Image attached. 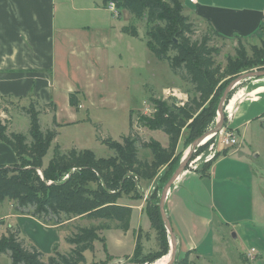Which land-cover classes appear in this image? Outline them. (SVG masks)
<instances>
[{"label":"rangeland","instance_id":"374dc122","mask_svg":"<svg viewBox=\"0 0 264 264\" xmlns=\"http://www.w3.org/2000/svg\"><path fill=\"white\" fill-rule=\"evenodd\" d=\"M186 8L182 10V14L188 16V9ZM101 9L103 11L101 16L105 17L102 16L106 24L105 26H96V28H108L110 30L108 31L110 36L108 56L111 61L118 62L114 64V68L109 71L107 76L105 73L102 74V79L97 84L83 76L80 84L86 80L88 93L87 98H84L83 93L79 94L85 105L84 109L79 110V122L59 128L54 126L52 122V108L50 115H45L47 112H44L32 99L14 100L10 104L5 99H0V116L3 123L9 127V132L29 135V113L31 108L39 113L43 130L55 128L58 131L57 137L44 157L45 166L52 158L56 145H60L64 151L71 148L90 149L98 157L114 155V150L103 144L102 139L111 138L121 141L125 135H128L131 127V112H133L135 135H139L145 141L156 139L163 146H167L169 143L167 134L141 125L139 116L151 115L155 112L151 101L153 98H162L170 103L177 101L178 104L183 105L189 97L194 95V93L187 92L192 86L183 80L181 74H176L167 61L158 59L148 47L147 40L149 38L147 37L145 19L134 22L133 16L123 8L118 9L120 17H117L113 12L105 11L104 8ZM188 18V22L192 23V31L187 32V35L193 40H202L203 37L207 36L209 47L214 50V59L222 67H225L230 59L236 58L238 51L250 56L254 47L261 48L263 45L261 41H255L254 39H222L213 31H209L205 23H201V21L193 19L191 16H188ZM119 22L126 25L135 23L139 30L140 39L126 34L120 36L119 30L116 29ZM171 53L173 54V51ZM120 55H122V58ZM260 69H264V66L253 67L242 73ZM253 80L254 78L244 80L236 85L228 96L226 106L242 87ZM242 102V99L238 100L233 114L235 116L237 110L241 109L240 106L244 105L240 115L243 117H239L235 121L234 116L231 119L226 116L223 123V128L231 129V126H233V129L237 130V144L224 146L220 142L221 134L212 139L210 143V145L217 143V151L222 150L223 153L219 159L212 163L208 170L210 172L211 169H217V163L221 161L218 176H211V170L210 175L208 173L207 176L203 177L204 187L202 188L200 184L201 189H196L200 199L197 205L194 204L195 225H178L177 219H172L171 224L174 234L176 237H181V246L178 249L179 252L174 264H178V260L185 256L191 246L197 249H195V254L190 255L188 264H264V255L259 253V249H263L264 253V118H261L264 117V93H260L254 100L241 104ZM219 119V114H217L215 124L209 129L214 128ZM29 139H31L30 136ZM180 143L177 154L180 155L181 163L183 156L189 153L192 143L187 142V140L184 142V139ZM214 147L212 152L208 150V147L203 153L208 154L209 157L214 153L216 146L214 145ZM198 153L199 151L194 153L192 160ZM139 155L141 158L151 159V153L148 149L140 148ZM16 165L11 164L10 167ZM177 167L171 172V175ZM166 168L163 167L152 180L143 183L140 181L138 190L144 200L160 203L163 188L167 183L163 184L161 180ZM186 168L192 170L190 163ZM199 171L203 172L202 175L208 172L204 169V166H201ZM210 195L215 197L212 208L209 206V199H207ZM125 199V196H123L121 201L125 202ZM13 204L9 200L0 201V219H2L1 221L5 219L4 223H0V237L7 235L8 230L13 227L20 231L21 239H24L26 243H32L28 240L21 225L18 226L16 221L17 219L37 218L16 213ZM146 215L148 216L147 213L141 216L143 227L148 223ZM189 215L191 218L193 217L192 212ZM107 224L110 227L98 231L100 238L95 241L94 250L85 252L87 262H106L104 264L132 262L133 256H129V254L134 251L136 242L130 237V240L133 239V243L128 246L127 244L126 246L119 244V240L123 236L120 233L123 230L122 232L116 231L119 227L117 222L85 216L65 221L63 226L56 229L60 233L61 241L58 251L66 253L70 250L71 245L68 243L67 237L77 232L78 227H100ZM191 227L192 231H190ZM108 229L113 230L109 231ZM146 231L148 232L141 234V241L144 252L149 253L158 249L156 231L152 226ZM217 232L225 234L228 242L227 247L222 244V240L216 237L218 236ZM234 233L236 236H234ZM168 238L170 241L169 233ZM223 247L225 248L223 249ZM252 247L258 249L254 261L246 258ZM42 252L46 260L54 254V249ZM111 252L115 256L112 260L107 257ZM6 255L8 256L9 253L0 254V256ZM121 256L125 257L120 259ZM169 258L170 255L160 264H166ZM153 264H159V262Z\"/></svg>","mask_w":264,"mask_h":264},{"label":"trees","instance_id":"16d2710c","mask_svg":"<svg viewBox=\"0 0 264 264\" xmlns=\"http://www.w3.org/2000/svg\"><path fill=\"white\" fill-rule=\"evenodd\" d=\"M109 1H114L118 9L127 10L134 22L146 20L148 47L158 59L167 61L176 74H181L192 86L187 92L194 95L183 105L153 98L155 112L139 116L141 125L167 134V146L156 139L145 141L135 135L131 112L128 135L121 141L102 139L103 144L114 150V155L98 157L90 149L64 151L56 145L47 166L44 157L58 131L55 128L43 130L39 113L33 108L29 113V135L9 132L0 116V141L10 145L18 158L15 167L0 165V201L13 202L16 213L31 215L59 227L65 221L85 216L117 222L118 228L128 229L132 208L123 205L121 198L142 199L138 190L140 181L152 180L163 167L167 168L161 180L163 184L168 182L173 175L171 172L180 164L177 154L180 142L184 139V142L193 143L215 124L221 97L233 79L245 70L264 66V41L261 48L254 47L250 56L238 51L237 57L230 59L225 67L217 64L207 36L193 40L187 35L192 31V23L182 14L185 8L182 0H105L106 3ZM122 30L140 37L135 23ZM69 96L71 104L78 108L79 95L72 92ZM48 106L56 111L54 103ZM39 107L44 110L46 106ZM53 123L60 126L55 116ZM211 142L212 139L202 144L196 151H199L197 156L208 149ZM140 148L150 150L151 159L141 158ZM220 155L222 152L219 151L213 160ZM213 162L210 160L204 168H210ZM145 211L156 231L158 249L145 253L139 235L132 262L153 264L163 256L169 257L171 247L159 203L148 200ZM108 226L78 227L77 232H71L67 237L70 250L61 253L56 249L46 260L38 247L26 243L21 239L20 231L12 227L7 235L0 237V254L9 253L12 264H104L106 262L102 261L88 263L85 252L94 250L95 241L100 238L98 231ZM193 252L195 250H188L178 264H188ZM107 257L113 259L110 255Z\"/></svg>","mask_w":264,"mask_h":264},{"label":"crops","instance_id":"0c3cea01","mask_svg":"<svg viewBox=\"0 0 264 264\" xmlns=\"http://www.w3.org/2000/svg\"><path fill=\"white\" fill-rule=\"evenodd\" d=\"M108 3L105 0H0V99H5L9 104L14 100L32 99L37 104L46 106L45 115H50L48 104L54 103L56 111L51 115L52 122L55 116L59 128L79 122V110L84 109L85 105L79 96L81 100L78 108L73 106L70 93H83L84 98H87L86 80L80 84L83 76L97 84L102 79V74L107 76L118 62L111 61L108 56L110 30L96 28L106 24L105 17L101 16V8L112 12L108 9ZM184 5L188 9V16L205 23L209 31H213L222 39L264 41V0H184ZM117 26L120 36H131L122 30L126 24L119 22ZM120 56L122 58V55ZM260 93H264V78L254 79L242 87L227 104L226 115L234 116V108L239 99L243 100V104L256 99ZM243 106L237 110L235 121L243 117L240 116ZM186 155L187 153L183 157ZM207 155L202 153L197 156L192 168H198L187 170L171 189L168 196L170 199L166 202V212L171 223L175 218L178 225H195L194 204L197 205L200 199L196 189H201L200 184L204 187L203 177L208 173L210 175L212 170L209 172V168H204L208 171L205 175L199 171L201 166L210 162L206 161ZM17 161V155L10 145L0 141V165H11ZM220 162L217 163L218 168L212 170L211 176H218ZM125 198V202L121 203L132 208L129 228H118L116 231L123 230L119 244L128 246L133 243V239L137 243L138 236L148 232L146 229L151 223L146 215L148 223L143 227L141 219V216L147 213L145 208L148 200ZM207 199L212 208L215 197L210 195ZM190 212L193 213L192 218ZM4 221L5 219L2 223ZM16 223L21 225L28 240L40 250L48 252L58 249L61 241L60 233L56 229H59V226L30 218L17 219ZM217 233L216 237L227 247L225 234ZM130 237L133 239L130 240ZM176 239L179 249L181 237ZM192 247L188 250L197 249ZM262 250L259 249V253L264 255ZM134 251L129 256H133ZM109 255L115 257L112 252ZM122 257L125 256L120 259ZM166 258L158 260L157 263L160 264ZM0 264H12L10 255L0 256Z\"/></svg>","mask_w":264,"mask_h":264},{"label":"water","instance_id":"95a60500","mask_svg":"<svg viewBox=\"0 0 264 264\" xmlns=\"http://www.w3.org/2000/svg\"><path fill=\"white\" fill-rule=\"evenodd\" d=\"M261 77H264V69L244 72L230 82V84L225 89V91L221 97L220 103H219L217 114H219L220 119L217 122L216 126L213 129H211L210 131L201 135L199 138H197L192 143L188 155L183 157L181 163L179 164V166L177 167V169L175 170V172L173 173V175L171 176L169 181L164 186L159 206H160V211H161L163 221L166 224V228H167V231L169 233V237L171 238L169 241L170 247H171V249H170L171 257H170V260L166 264H174L175 263L176 258H177V251H178L177 239H176V236L174 234L171 221H170V219L167 215V212H166V202H167V199H168V196H169V193H170L172 187L174 186L176 181L186 172V170H187L186 167H187V165H189L190 161L192 160V157H193L194 153L197 151L198 146L202 142H204V140H206V138L208 136L213 135L214 133H218L223 128V123H224V120L226 118V116H225L226 115L225 114L226 102L228 101V96L231 93V91L233 90V88L244 80L253 79V78L257 79V78H261ZM234 236H236L235 233H234ZM125 264H142V263L128 262ZM144 264H149V263H144Z\"/></svg>","mask_w":264,"mask_h":264},{"label":"built area","instance_id":"2783aa9c","mask_svg":"<svg viewBox=\"0 0 264 264\" xmlns=\"http://www.w3.org/2000/svg\"><path fill=\"white\" fill-rule=\"evenodd\" d=\"M188 1L195 2V0H188ZM108 9H110L116 16L120 15V12L118 11V7H117V5H116V3L114 1H109V3H108ZM226 116L229 119H231V117H229L228 115H226ZM236 133H237V130L236 129L234 130L233 128H231V129H228V128L225 129V128H223L222 131H219L218 134L217 133H214L213 135H215L214 138H217L218 135L221 134L222 137H221V141L220 142H221V144H223L225 146V145L237 144L238 138L236 136ZM214 138L212 137V139H214ZM202 144H203V142L198 146V148L201 147ZM214 145L216 146V149L214 150V153L207 158L206 161L212 160L214 158V156L216 155V153H217V143H212L209 146V149L208 150L212 152L213 149L215 148ZM194 160H196V159H193L190 162V167L191 168H192V164H193ZM197 167H194L192 169H196ZM256 253H257V250L252 247L251 250H250V252L247 253L246 258L249 259L250 261H254L255 260Z\"/></svg>","mask_w":264,"mask_h":264},{"label":"bare ground","instance_id":"6f19581e","mask_svg":"<svg viewBox=\"0 0 264 264\" xmlns=\"http://www.w3.org/2000/svg\"><path fill=\"white\" fill-rule=\"evenodd\" d=\"M214 136H215V135H210V136H208V137L206 138V140H204L203 144L206 143V141L211 140L212 137L214 138ZM187 154H188V153H187ZM170 257H171V254H170ZM169 260H170V258H169ZM169 260H168V261H169ZM168 261H167V262H168Z\"/></svg>","mask_w":264,"mask_h":264},{"label":"flooded vegetation","instance_id":"af4514ba","mask_svg":"<svg viewBox=\"0 0 264 264\" xmlns=\"http://www.w3.org/2000/svg\"><path fill=\"white\" fill-rule=\"evenodd\" d=\"M261 118H264V117H261Z\"/></svg>","mask_w":264,"mask_h":264}]
</instances>
